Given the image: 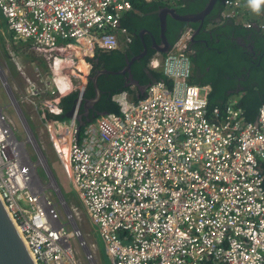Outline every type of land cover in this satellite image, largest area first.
Listing matches in <instances>:
<instances>
[{"label": "built area", "instance_id": "2783aa9c", "mask_svg": "<svg viewBox=\"0 0 264 264\" xmlns=\"http://www.w3.org/2000/svg\"><path fill=\"white\" fill-rule=\"evenodd\" d=\"M242 1L223 0L222 17L241 19ZM134 10L131 0H0L17 44L10 57L26 76L23 97L112 264H264V103L253 121L237 93L209 107V86L190 81L191 28L148 62L166 80L136 99L114 94L119 112L78 126L91 59L131 43L122 20ZM73 92V116L60 119L61 99ZM16 113L29 130L19 105ZM21 142L0 105V197L35 263L84 264L77 241L87 264H99L57 184L59 205ZM99 142L98 151L89 146Z\"/></svg>", "mask_w": 264, "mask_h": 264}, {"label": "trees", "instance_id": "16d2710c", "mask_svg": "<svg viewBox=\"0 0 264 264\" xmlns=\"http://www.w3.org/2000/svg\"><path fill=\"white\" fill-rule=\"evenodd\" d=\"M133 8L136 11L130 12L122 20V24L132 32V41L123 50H112L109 52L99 51L91 59V74L100 68L117 71L125 65V59L139 53L143 49V45L138 32L144 28L151 32V35L144 34L143 39L147 46V53L135 60L130 70L133 79L137 80L141 85H147L157 79H164V75L159 70H151L148 67L150 58L155 54V50L151 47V36L155 41H159V19L157 12L163 6L171 5L168 0H131ZM207 0H178V5L175 9L178 13H195L200 11ZM224 9L223 0H217L206 15L202 28L209 22L219 23L221 13ZM224 23H219L213 32L219 33V42L212 46V54L206 57V61L210 62V78H204V81L192 78L195 83L209 82L211 91L208 97V105L220 104L226 99L228 91L235 92L243 90L244 94L240 98L239 105L245 109V117L247 120L256 119L259 106L264 103V30L259 27H244L234 23L233 19H224ZM197 23L178 21L170 16L166 18L165 35L172 45L179 37L181 32L187 27L195 28ZM256 26V25H255ZM227 30L233 31V38L220 35V32ZM212 32V33H213ZM207 34L205 33V37ZM236 36L248 37L252 42L254 50L259 52L261 59L251 62L252 56L249 51L235 40ZM260 55V56H261ZM257 61H260L257 65ZM42 64V62L40 61ZM251 68L250 75H245V68ZM203 68V67H202ZM244 75L241 81L236 80V76ZM126 74L105 73L97 78V84L101 95L99 100L90 109L88 117L90 121L94 120L100 112H119V107L112 100V96L128 87L124 86ZM239 84V85H238ZM95 91L92 82L87 81L83 99L94 96ZM77 93L73 92L61 99L62 113L58 116L60 119H66L64 113L69 111L75 104ZM83 100L79 107V113L82 109ZM84 119V117H83ZM80 129L82 127L80 126ZM264 168V163H263Z\"/></svg>", "mask_w": 264, "mask_h": 264}, {"label": "rangeland", "instance_id": "374dc122", "mask_svg": "<svg viewBox=\"0 0 264 264\" xmlns=\"http://www.w3.org/2000/svg\"><path fill=\"white\" fill-rule=\"evenodd\" d=\"M0 19L2 20V18ZM254 19L258 20L259 17H254ZM1 20L0 68L3 70V74L1 73V76L3 80L7 81L8 85L4 87L1 84L0 78V105L3 108L5 115L11 119L14 131L20 134L21 139H25L24 144H26V149L29 152L31 159L35 161V164L38 166L37 173L41 178V181L43 183H49L51 186H55V184H57L62 198L73 210L77 223L84 234L85 239L90 245L94 244L95 256L98 263L112 264L110 258L105 252L102 242L90 224L87 213L79 199L78 193L72 187L70 180L59 164L54 150L51 147L48 136L44 132L41 123L38 121L33 106L26 100V98L23 97L27 85L25 80L26 76L17 70L16 64L10 57V50H12V48L17 49V44H14L12 37L4 26V22ZM16 54L19 56L21 63L25 64L19 53ZM30 68L31 67L28 64L27 70L29 75L31 74L29 71ZM30 76L34 77L33 75ZM18 105L28 120L29 130L21 125V119L16 113ZM30 140L32 143L29 142ZM48 191L50 195L49 198L52 203L57 202V205H59L61 200L54 189L50 187ZM57 210L59 214H63L65 212L64 208H60V206L56 207V212ZM75 243L76 253L82 259L83 263L87 264L83 254L84 251L79 247L77 241H75Z\"/></svg>", "mask_w": 264, "mask_h": 264}, {"label": "water", "instance_id": "95a60500", "mask_svg": "<svg viewBox=\"0 0 264 264\" xmlns=\"http://www.w3.org/2000/svg\"><path fill=\"white\" fill-rule=\"evenodd\" d=\"M216 1L217 0H207L204 7L200 11L195 13L180 14L176 11L175 7L173 6H163L162 8H160L159 11L157 12V16L159 19L160 41L156 42L155 39L152 37L151 47L160 53H165L168 51L170 47V43L165 35L167 16H170L178 21L193 22V23L199 22L197 28L192 31L190 37V41L192 42L195 33H197L200 27L202 26L205 16L210 13ZM146 33L150 34V31L143 28L139 30L138 36L141 39L143 49L139 53L131 56L129 59L126 58L125 65L121 69L117 71H112V70L100 68L89 76V80L92 82L95 94L92 97L83 99V105H82L83 111L77 116V122L79 127L85 125L86 122L90 121V118L88 117L89 111L91 108L94 107V104L100 98L101 92L97 84V78L99 75L105 73H118L122 75L126 74L124 79V86L127 87L131 85H135L138 90L136 94L137 97L144 92L148 84L141 85L138 83L137 80L133 79L130 66L135 60L143 57L147 53V46L143 39V36ZM73 111H74V106L69 111L64 113L63 116L72 117ZM105 113L107 112H100L98 114H105ZM0 264H36L31 252L29 251L25 241L21 237L19 230L15 225L13 219L11 218L1 197H0Z\"/></svg>", "mask_w": 264, "mask_h": 264}, {"label": "flooded vegetation", "instance_id": "af4514ba", "mask_svg": "<svg viewBox=\"0 0 264 264\" xmlns=\"http://www.w3.org/2000/svg\"><path fill=\"white\" fill-rule=\"evenodd\" d=\"M168 6H170V5H168ZM250 9L251 8L248 5V1L243 0L242 5H241L242 12L243 13L249 12ZM223 21L219 22V23L223 24L224 23ZM244 22L245 21L235 20L234 23L237 25H242V26L247 27V28L260 27L261 24L264 25V19H263V23L258 22L259 24L256 23V26H255V24L254 25L252 24L251 26H245ZM219 23H217V24H215L214 22L213 23H211V22L207 23L202 28V31H200V29H199L198 32L195 33V35L193 37V41L188 44V49H189V53H190V60H191V65H192V73H193L194 77L196 79H198L199 81L203 80L204 78H210L211 77L210 70H209L210 62L206 61L205 59L208 55H211L212 51H213L212 50V46H213L212 45V38L214 37L215 34L211 32V29L216 27ZM187 28H190V27H187ZM196 28L197 27L193 28V30H195ZM205 33L207 34L206 37H205ZM220 35L233 38V31L228 32L227 30H223L220 32ZM235 40L237 42L241 43L242 46H244L250 52V55L252 56V63L257 59H261L262 55L259 52L254 50V46H253L252 42L248 40V37L236 36ZM258 63L259 62L257 61L256 64H258ZM246 75H248V71H246ZM243 76L244 75H240V76H237L236 78H237V80L241 81V79H243ZM78 114H80L79 110H78Z\"/></svg>", "mask_w": 264, "mask_h": 264}, {"label": "crops", "instance_id": "0c3cea01", "mask_svg": "<svg viewBox=\"0 0 264 264\" xmlns=\"http://www.w3.org/2000/svg\"><path fill=\"white\" fill-rule=\"evenodd\" d=\"M248 1V0H247ZM260 10H259V12H254V11H252V9H250L249 10V12H245V14L241 17V19H239V20H241V21H249V22H251V24H255L256 25V23L257 24H259V23H263V19H264V4H261L260 5ZM134 11H136V10H134ZM133 12V11H132ZM206 17V16H205ZM254 17H259V19L258 20H255L254 19ZM224 19H229V18H223L222 17V15H221V17H220V22H222ZM1 20V19H0ZM204 20H205V18H204ZM234 20V19H233ZM2 21V20H1ZM185 22V21H184ZM234 22H235V20H234ZM259 22V23H258ZM191 23H193V22H191ZM195 23H197V24H199V22H195ZM204 23V22H203ZM212 23V22H211ZM203 25V24H202ZM191 28V27H190ZM260 28V27H259ZM144 29V28H143ZM192 30H193V28H191ZM215 28H212L211 29V32H213V30H214ZM264 30V29H263ZM215 35H214V37L212 38V45L214 46V45H216L218 42H219V33H217V32H213ZM147 34V33H146ZM149 35H151V32H150V34ZM152 37L153 36H151V44H152ZM154 38V37H153ZM159 41H160V38H159ZM158 41V42H159ZM189 43H191V41L189 42ZM241 46H242V44L241 43H239ZM171 45V44H170ZM128 46V45H127ZM124 48H122V49H116V50H123ZM155 50V49H154ZM158 51H156L155 50V54L152 56V57H160L161 55L159 54V53H157ZM250 53V52H249ZM260 60V59H259ZM251 62H252V59H251ZM259 63H260V61H258ZM259 63L257 64V65H259ZM148 65V64H147ZM151 69V68H150ZM151 70H154V69H151ZM250 70H251V68H245V75H246V71H248V75H246V76H249L250 75ZM237 77V76H236ZM234 78L235 79V81L237 80V78ZM192 78H195L194 77V75H193V73L191 74V77H190V81L191 82H193V83H195L193 80H192ZM196 79V78H195ZM201 81H204V80H201ZM195 84H198V85H208L209 86V88H210V91H211V84L209 83V82H205V83H195ZM128 88H126L125 90H128L130 93L129 94H131V98L132 99H136V98H138V97H140V96H138L137 97V92H138V90H137V87L135 86V85H131V86H127ZM210 91H209V93H210ZM209 93H208V97H209ZM232 93H237V95H238V103H237V105L238 106H240L239 105V101H240V98L242 97V95L244 94V91L243 90H237V91H235V92H231V91H228V94H227V96H226V99L228 98V96H230ZM226 99L225 100H223L221 103H223V102H225L226 101ZM220 103V104H221ZM241 107V106H240ZM243 108V107H242ZM243 110H244V113H245V109L243 108ZM255 120V119H254ZM250 121H253V120H250ZM78 123V122H77ZM87 123V122H86ZM82 127V126H81ZM89 146H92V149H94L95 151H98L102 146H103V143H101V142H99V143H97L96 145H92V144H89ZM263 163H264V160L261 162V165H260V167H261V169H262V172H263V174H264V168H263Z\"/></svg>", "mask_w": 264, "mask_h": 264}, {"label": "clouds", "instance_id": "9594fccd", "mask_svg": "<svg viewBox=\"0 0 264 264\" xmlns=\"http://www.w3.org/2000/svg\"><path fill=\"white\" fill-rule=\"evenodd\" d=\"M261 4H264V0H248V5L254 12H259Z\"/></svg>", "mask_w": 264, "mask_h": 264}, {"label": "bare ground", "instance_id": "6f19581e", "mask_svg": "<svg viewBox=\"0 0 264 264\" xmlns=\"http://www.w3.org/2000/svg\"><path fill=\"white\" fill-rule=\"evenodd\" d=\"M22 144L24 143V142H21ZM51 186V185H50ZM52 187V186H51Z\"/></svg>", "mask_w": 264, "mask_h": 264}]
</instances>
